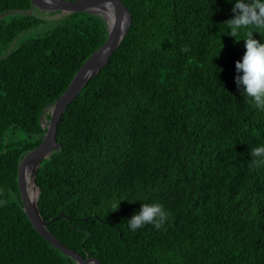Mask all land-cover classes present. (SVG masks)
Listing matches in <instances>:
<instances>
[{"label":"trees","instance_id":"trees-1","mask_svg":"<svg viewBox=\"0 0 264 264\" xmlns=\"http://www.w3.org/2000/svg\"><path fill=\"white\" fill-rule=\"evenodd\" d=\"M121 1L128 31L68 104L59 149L36 172L48 231L100 264H264V166L249 155L264 146V109L235 84L243 40L264 43V28L229 36L232 0ZM32 9L0 0V264H77L34 229L18 170L44 139V109L106 42L108 25L62 14L8 52L45 23ZM141 204L164 208L161 229H129Z\"/></svg>","mask_w":264,"mask_h":264},{"label":"water","instance_id":"water-1","mask_svg":"<svg viewBox=\"0 0 264 264\" xmlns=\"http://www.w3.org/2000/svg\"><path fill=\"white\" fill-rule=\"evenodd\" d=\"M104 0H31L32 8L36 7L40 11L51 13L60 11L61 14H71L86 12L100 15L108 25L109 36L106 42L97 49L80 67L73 80L65 92L54 102L47 106L40 117V123L46 130L42 143L29 150L22 158L18 170V188L21 194L24 211L28 216L34 229L44 237L53 247L59 249L77 264H100L99 261L92 257L84 258L79 253L67 248L60 243L47 229L46 223L37 208V199L40 193L36 186V172L41 162L48 158L54 151L59 149V143L56 139L58 123L67 108L68 104L78 96L88 81L108 63L110 57L124 39L131 21V15L121 0H109L113 5L112 19L107 18L102 8ZM99 5L100 7H95ZM48 111L50 119L44 121V113ZM27 171L33 186L36 188V209L30 204L27 193Z\"/></svg>","mask_w":264,"mask_h":264},{"label":"clouds","instance_id":"clouds-1","mask_svg":"<svg viewBox=\"0 0 264 264\" xmlns=\"http://www.w3.org/2000/svg\"><path fill=\"white\" fill-rule=\"evenodd\" d=\"M226 24L229 25L228 35L233 38L248 25L264 28V0H232V18ZM243 41L246 51L242 60L235 64V84L242 96L251 98L257 108L264 109V43L254 39L253 35ZM182 50L188 51L187 48ZM249 155L254 158L252 164L264 166V146L252 148ZM119 204L114 205L116 210ZM167 218L168 214L160 204H141L127 224L131 231L147 225L159 230Z\"/></svg>","mask_w":264,"mask_h":264},{"label":"rangeland","instance_id":"rangeland-1","mask_svg":"<svg viewBox=\"0 0 264 264\" xmlns=\"http://www.w3.org/2000/svg\"><path fill=\"white\" fill-rule=\"evenodd\" d=\"M30 13H35L36 16L44 19L45 23L42 24L41 26H39L38 28H35V29H32L31 31L29 32H26V33H23L22 35H20L11 45L10 47L8 48V52L12 49H14L15 47H17L20 43H22L23 41L29 39V38H33L35 37L36 35L38 34H41L43 33L44 31H46L47 29L50 28L51 24L53 21H55L56 19H59L62 14H54V15H50V13H44L42 11H35L34 9H32L30 11ZM52 13H55V12H52ZM13 13L11 14H6L3 16V19L5 21H8L9 18L12 16ZM2 56H5V53L2 55ZM46 114H49L48 111H46L44 113V121L46 122L47 121V118H46ZM31 173H29L30 175ZM31 176V175H30Z\"/></svg>","mask_w":264,"mask_h":264},{"label":"bare ground","instance_id":"bare-ground-1","mask_svg":"<svg viewBox=\"0 0 264 264\" xmlns=\"http://www.w3.org/2000/svg\"><path fill=\"white\" fill-rule=\"evenodd\" d=\"M102 8L104 10V14L107 16V18L112 19V11H113V5L109 0L102 1ZM95 7H100L99 5H96ZM27 193L30 199V204L32 205L33 209H36L35 201H36V188L33 186L32 181L29 177V172L27 171Z\"/></svg>","mask_w":264,"mask_h":264}]
</instances>
